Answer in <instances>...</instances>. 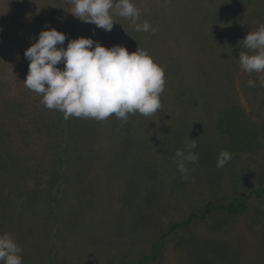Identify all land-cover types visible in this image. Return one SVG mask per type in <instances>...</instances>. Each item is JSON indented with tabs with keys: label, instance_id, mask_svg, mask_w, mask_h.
<instances>
[{
	"label": "rangeland",
	"instance_id": "1",
	"mask_svg": "<svg viewBox=\"0 0 264 264\" xmlns=\"http://www.w3.org/2000/svg\"><path fill=\"white\" fill-rule=\"evenodd\" d=\"M132 3L137 23L155 34L118 16L111 31L81 22L67 0H0V234L13 235L23 264H264V201L249 198L242 214L214 212L165 235L206 202L264 184V74L243 72L238 60L249 52L242 40L264 24V0ZM45 26L66 35L64 47L84 37L145 50L164 72L161 109L122 123L65 120L45 108L22 83L24 50ZM232 107L258 142L217 168L229 141L217 123ZM188 138L199 160L185 181L175 152Z\"/></svg>",
	"mask_w": 264,
	"mask_h": 264
},
{
	"label": "clouds",
	"instance_id": "2",
	"mask_svg": "<svg viewBox=\"0 0 264 264\" xmlns=\"http://www.w3.org/2000/svg\"><path fill=\"white\" fill-rule=\"evenodd\" d=\"M67 3L74 18L105 31H111L116 16L129 20L136 32L157 31L148 21L137 23L140 10L132 0H67ZM45 29L24 50L29 64L22 82L41 97L40 103L45 108L62 113L65 120L74 117L104 121L115 115L122 123H127L129 115L148 117L161 109L164 72L145 50L137 48L129 53L124 46L106 48L84 37L71 39L64 47V33L47 26ZM242 41L249 52L239 53L240 68L248 74H264V24ZM60 64L63 68L57 67ZM255 83L248 81L249 87ZM260 85L264 87V75L260 76ZM188 140L183 149L175 152L177 171L185 181L192 179L187 165L199 160L193 151L197 148L195 140ZM230 159V152L221 151L216 167L223 168ZM22 251L11 233L0 234V264H23Z\"/></svg>",
	"mask_w": 264,
	"mask_h": 264
},
{
	"label": "trees",
	"instance_id": "3",
	"mask_svg": "<svg viewBox=\"0 0 264 264\" xmlns=\"http://www.w3.org/2000/svg\"><path fill=\"white\" fill-rule=\"evenodd\" d=\"M217 130L226 134L229 137L226 151L232 152H247L250 151L258 142V134L253 127H246L241 124L239 120L238 109L232 107L222 112L217 123ZM2 137L0 136V140ZM3 151V147L0 149ZM12 169H17V161L13 160L11 163ZM251 198L257 201H264V184L251 190L245 197H235L225 203H214L212 201L206 202L203 210L199 214H190L185 221L174 224L169 227L165 235H169L175 229L193 222L204 220L208 215L214 212L222 213L227 216H236L244 213L248 207V199ZM150 258H143L137 264H141L143 260Z\"/></svg>",
	"mask_w": 264,
	"mask_h": 264
}]
</instances>
